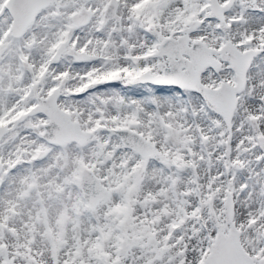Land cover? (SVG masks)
<instances>
[{"label": "snow or ice", "instance_id": "snow-or-ice-1", "mask_svg": "<svg viewBox=\"0 0 264 264\" xmlns=\"http://www.w3.org/2000/svg\"><path fill=\"white\" fill-rule=\"evenodd\" d=\"M0 264H264V0H0Z\"/></svg>", "mask_w": 264, "mask_h": 264}]
</instances>
